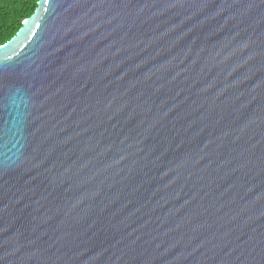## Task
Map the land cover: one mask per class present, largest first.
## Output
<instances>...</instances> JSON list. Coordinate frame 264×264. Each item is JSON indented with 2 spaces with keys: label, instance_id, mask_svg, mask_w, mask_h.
Here are the masks:
<instances>
[{
  "label": "water",
  "instance_id": "water-1",
  "mask_svg": "<svg viewBox=\"0 0 264 264\" xmlns=\"http://www.w3.org/2000/svg\"><path fill=\"white\" fill-rule=\"evenodd\" d=\"M0 82V264H264V0H39Z\"/></svg>",
  "mask_w": 264,
  "mask_h": 264
},
{
  "label": "trees",
  "instance_id": "trees-1",
  "mask_svg": "<svg viewBox=\"0 0 264 264\" xmlns=\"http://www.w3.org/2000/svg\"><path fill=\"white\" fill-rule=\"evenodd\" d=\"M39 0H0V45L12 38Z\"/></svg>",
  "mask_w": 264,
  "mask_h": 264
},
{
  "label": "snow or ice",
  "instance_id": "snow-or-ice-1",
  "mask_svg": "<svg viewBox=\"0 0 264 264\" xmlns=\"http://www.w3.org/2000/svg\"><path fill=\"white\" fill-rule=\"evenodd\" d=\"M43 2L47 3L48 0H43ZM2 91H3V84H2V82H0V93H2ZM2 105H3V97L0 96V106H2ZM3 139H4L3 130H0V141H2Z\"/></svg>",
  "mask_w": 264,
  "mask_h": 264
}]
</instances>
